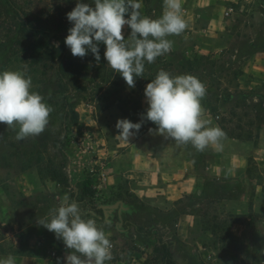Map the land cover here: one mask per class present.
<instances>
[{"label":"rangeland","instance_id":"rangeland-1","mask_svg":"<svg viewBox=\"0 0 264 264\" xmlns=\"http://www.w3.org/2000/svg\"><path fill=\"white\" fill-rule=\"evenodd\" d=\"M18 1L41 19L64 10L68 13L74 7L70 0H32L31 5L27 0ZM151 6L157 9L154 19H158V0ZM231 7L237 13L238 24L219 49L200 55V42L188 35H172L168 37L171 50L163 57L169 59L171 52L179 59L197 57L199 62L189 69L190 75L205 85L206 92L236 94L237 107L247 106L235 110L232 116L229 109L237 105L232 102L217 118L209 112L205 97L200 101L203 118L211 125L225 118L229 129L252 136L250 140H237L236 148L230 146L236 152L238 178L222 180L207 171L204 162H212L215 150L210 146L198 152L189 143L183 146L199 166L198 193L180 204L162 208L151 200L136 198L124 182L119 184L122 192L113 193L107 169L116 140L102 129L100 117L105 111L97 110V102H81L76 107L79 121L61 125L55 106L58 98L54 97L52 102H45L52 111L39 137L18 141V126L0 128L4 131L0 136V257L12 255L16 264L28 256L38 258L40 264H64L72 250L37 221L50 218L68 196L70 202L79 205L83 219H94L98 228L112 230L108 234L113 244L112 259L106 264H165L162 250L154 253L159 240L170 243L167 261L171 264H264V114L260 112L261 106L264 109V0H234ZM3 21L5 18L0 19V23ZM12 44L0 38V71L25 75L22 57L14 63L8 60ZM256 52L263 59L246 64ZM200 56L209 58L200 61ZM168 72L180 74L174 69ZM145 88L133 93L128 88L123 93L140 99L147 110L148 104L141 99ZM52 95L48 88L45 99L50 100ZM109 109L119 110L116 106ZM58 136H63L67 144L63 155L54 145ZM50 169L55 170L57 180L49 177ZM116 201L120 203L114 206ZM99 208L102 215L95 210ZM182 213L189 216L179 226Z\"/></svg>","mask_w":264,"mask_h":264},{"label":"clouds","instance_id":"clouds-1","mask_svg":"<svg viewBox=\"0 0 264 264\" xmlns=\"http://www.w3.org/2000/svg\"><path fill=\"white\" fill-rule=\"evenodd\" d=\"M141 8L142 0L78 2L66 15L72 27L64 43L73 57L83 58L90 52L96 61L101 59L98 45L102 43L107 66L134 87L135 79L143 75L145 63H153L170 52L172 41L168 37L180 35L186 28L182 0H164V11L158 19L142 16ZM125 26L131 30L128 39L122 35ZM31 88V78L22 72L0 71V124L18 126V141L39 137L49 124L52 109ZM205 94V85L198 78L173 76L161 70L146 85L148 109L142 119L152 122L158 135L177 145L190 143L198 152L210 146L220 150L225 133L203 118L200 101ZM141 126L127 119L118 120L117 137L128 143ZM37 222L72 250L64 264H106L112 259L108 234L97 227L94 219H83L79 205L70 202L68 196L50 213V218ZM0 264H16V259L12 255L0 257Z\"/></svg>","mask_w":264,"mask_h":264},{"label":"trees","instance_id":"trees-1","mask_svg":"<svg viewBox=\"0 0 264 264\" xmlns=\"http://www.w3.org/2000/svg\"><path fill=\"white\" fill-rule=\"evenodd\" d=\"M27 1L30 5L32 4V0ZM70 2H74L71 11L78 2L94 4V0H70ZM142 2L146 7L145 16L154 19L153 6L149 7L154 0H142ZM158 14L160 18L162 15L160 10ZM66 15L67 12L64 10V12L51 14V16L47 15L48 19H41L31 8H23L19 5L18 0H0V19L5 18V21L0 23V25H5V27L0 26V38L5 42L13 43L8 59L10 63L19 61L22 57L21 62L25 64L26 68L25 76L30 77L32 81L31 91L41 95L43 101L47 103L52 102L54 97L58 98L55 106H58V120L61 125L76 124L79 121L76 107L81 102L94 101L98 103L97 110L106 111L110 107L116 106L125 119L132 123H141L142 126L137 136L145 134L149 127L154 130L156 126L152 122L141 119L147 110L142 106L140 99H132L123 91L128 88L131 93L136 89L142 91L145 85L154 80L161 70L168 72L174 69L180 73L179 75H190L191 70L189 69L198 63L199 59L197 57L191 60L186 57L179 59L175 52L170 53L169 59L160 56L153 63L146 62L143 75L135 79L134 87H129L119 73L107 66V61L104 59L105 46L102 43L98 45L100 61H96L90 52L83 58L72 56L70 49L64 43L68 30L72 27ZM208 58L200 56V61L208 60ZM48 88L53 91L50 100L45 99ZM239 94L242 96L241 92ZM204 97L209 112L217 118H220L221 111L224 113L228 110L227 105L232 102L237 104L235 101L239 98L233 93L221 95L212 91H207ZM238 105L229 109L230 115L234 116L235 110L247 108L246 105L238 108ZM260 108V112L264 114L262 106ZM227 123L225 118H222L218 123L227 138L234 140H250L252 138V136H243L236 133L234 129H229ZM5 126L0 124V128L4 129ZM3 132L0 129V136ZM54 145L60 154L63 155L66 152L67 144L63 142V136H58L54 140ZM186 150H188L187 147ZM39 174H43L41 170ZM48 175L54 181L58 179L55 170L50 169ZM181 202L183 201L179 200L174 205ZM95 210L100 215L103 214L102 209ZM135 229L141 233L139 229ZM159 249L164 253V263L171 264L167 261L171 256L170 243L159 240L154 253L159 252Z\"/></svg>","mask_w":264,"mask_h":264},{"label":"crops","instance_id":"crops-1","mask_svg":"<svg viewBox=\"0 0 264 264\" xmlns=\"http://www.w3.org/2000/svg\"><path fill=\"white\" fill-rule=\"evenodd\" d=\"M232 2L234 0H182V17L186 28L181 34L200 42V55L213 53L223 45L225 38L232 35L238 24L237 13L231 7ZM158 3L160 4L158 11L163 13L164 0H158ZM156 11L157 9L153 8L152 14L154 15ZM140 12L145 16L146 7L143 2ZM130 32L127 26L122 29L125 39H128ZM258 53L251 55L245 63L251 64L262 60V54ZM141 99L146 101L145 97ZM100 118L105 134L114 135L116 140V149L111 151L113 157L107 169V180L113 193L120 194L122 191L119 184L124 182L130 186L128 191L136 198L142 201L151 200L162 208L200 191L198 165L195 160L188 157L185 146L177 145L171 139L158 135L155 129L148 130L142 136H137L136 132L129 138L128 143L122 142L117 137L119 131L116 128L117 121L124 119L121 112L109 109L103 112ZM211 126L219 127L217 123ZM236 142L237 140L225 136L221 141L220 150L213 147L214 158L212 162L206 161L205 169L217 174L222 180L237 179L240 170L234 162L236 152L230 147L233 145L236 148ZM116 202L114 206L120 203ZM188 216L187 213H182L178 225H182L183 219L186 220ZM104 232L109 234L112 230L106 228ZM21 264L40 263L38 258L28 256L21 260Z\"/></svg>","mask_w":264,"mask_h":264},{"label":"built area","instance_id":"built-area-1","mask_svg":"<svg viewBox=\"0 0 264 264\" xmlns=\"http://www.w3.org/2000/svg\"><path fill=\"white\" fill-rule=\"evenodd\" d=\"M112 245V244H111ZM111 248H113V245H112V247Z\"/></svg>","mask_w":264,"mask_h":264}]
</instances>
